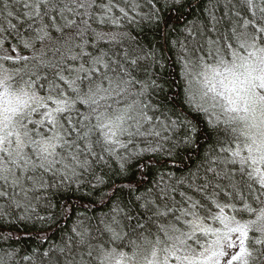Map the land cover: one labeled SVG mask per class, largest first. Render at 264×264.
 I'll list each match as a JSON object with an SVG mask.
<instances>
[{
  "label": "snow or ice",
  "instance_id": "obj_1",
  "mask_svg": "<svg viewBox=\"0 0 264 264\" xmlns=\"http://www.w3.org/2000/svg\"><path fill=\"white\" fill-rule=\"evenodd\" d=\"M0 264H264V0H0Z\"/></svg>",
  "mask_w": 264,
  "mask_h": 264
},
{
  "label": "trees",
  "instance_id": "obj_2",
  "mask_svg": "<svg viewBox=\"0 0 264 264\" xmlns=\"http://www.w3.org/2000/svg\"><path fill=\"white\" fill-rule=\"evenodd\" d=\"M57 236H58V233H57Z\"/></svg>",
  "mask_w": 264,
  "mask_h": 264
}]
</instances>
